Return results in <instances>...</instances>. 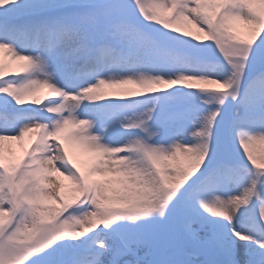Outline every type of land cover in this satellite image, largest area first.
<instances>
[{
  "label": "snow or ice",
  "instance_id": "snow-or-ice-1",
  "mask_svg": "<svg viewBox=\"0 0 264 264\" xmlns=\"http://www.w3.org/2000/svg\"><path fill=\"white\" fill-rule=\"evenodd\" d=\"M0 264H264V0H0Z\"/></svg>",
  "mask_w": 264,
  "mask_h": 264
}]
</instances>
